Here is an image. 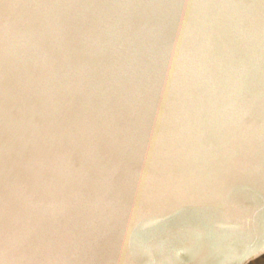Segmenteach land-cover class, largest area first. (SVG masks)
Here are the masks:
<instances>
[{
    "label": "water",
    "instance_id": "95a60500",
    "mask_svg": "<svg viewBox=\"0 0 264 264\" xmlns=\"http://www.w3.org/2000/svg\"><path fill=\"white\" fill-rule=\"evenodd\" d=\"M0 264H264V0H0Z\"/></svg>",
    "mask_w": 264,
    "mask_h": 264
}]
</instances>
